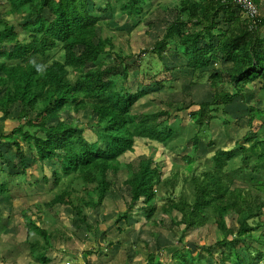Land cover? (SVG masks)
<instances>
[{
	"label": "trees",
	"instance_id": "16d2710c",
	"mask_svg": "<svg viewBox=\"0 0 264 264\" xmlns=\"http://www.w3.org/2000/svg\"><path fill=\"white\" fill-rule=\"evenodd\" d=\"M112 1L114 3L105 5ZM120 1L122 0H51L50 2L28 0L23 3L19 0V5L15 3L13 7L4 9L7 24L9 27L15 25L16 27H11V30L24 39L22 44L19 43V48L15 44L14 47L19 49V54L23 58L33 61L36 65L38 73L35 84L39 89L54 83L65 82L74 92L75 97L72 99L70 109L77 116L83 114V124L75 120L71 124L60 120L59 129L56 128L50 132L47 141L52 146L50 152L64 153L62 172L68 176L71 186L76 188V184L78 185V189L82 192V201L86 202L85 205L90 210L100 206L110 187L106 181L109 172L126 171V179L121 186L128 188V197L115 192L113 198L116 206L112 203L114 221L105 230L92 225L91 223L98 224V222L90 216L88 210L86 213L84 205L77 204L80 206L77 209L80 214L79 219L77 222L72 219V224L67 225L62 234L47 233L40 227L44 230L43 235L34 227L35 232L42 235V239L47 242L56 239L67 248L73 246L80 254L82 264H109L113 261L108 253L110 247L126 243L134 230L138 228L137 226L145 227L138 221H134L130 213L132 207H142L138 214L143 215L148 211V217L160 215L162 217L160 227L166 225L164 230L159 231V227L151 223L149 232L153 234L152 238L165 236L168 232L175 240L173 245L177 248L172 254V259L169 258V253L165 249L166 257H162L161 261L149 258V264H179L180 262L194 264V261L198 260L197 264L202 261L201 246L192 251L182 248L181 245L184 235L188 236L193 229L201 228L206 230L205 236L199 241L202 246L206 245L207 231L211 229L213 231L214 245L205 249L206 255L212 258L213 264H261L264 262V231L259 230L264 227V177L259 175L264 172V147L262 145V149H259L260 141L256 138L263 123H260L259 127H256V124L262 120L264 110L260 111L253 107L256 121L236 120L232 124L225 118L230 116L224 109L225 105L239 96L241 102L247 100L241 92L232 95L217 89L212 101H204L201 106L189 103L183 107L181 103L189 97L180 100L176 104L178 110L171 112L173 115L168 114V103L166 107H163L159 99L155 103L154 110L134 111L135 101L144 92L119 89L117 84L101 81L96 71L86 72L83 67L86 63L100 60L101 69L110 72L103 65L111 67L123 63L125 55L116 50L117 46L122 45V41L117 44L110 43L111 50L103 49L99 58L101 53L99 37L103 32H117L107 27L105 23L115 16V13L111 11L112 9L118 11ZM186 4L181 3L178 9L179 13L184 14L182 17L191 16ZM100 5L105 6L99 7ZM133 6H125L126 13L119 14V17L122 18L134 12ZM207 6L213 13L220 12L219 3L216 0H207ZM139 10L144 13L143 9ZM231 15L232 13L227 20L232 21ZM32 18L37 20L45 18L54 30L55 38L49 41L38 37L29 39L31 35L26 31L25 22ZM68 25L73 28L67 29ZM198 25L182 22L180 18L166 21L164 36L157 42L155 50L158 54L165 49L173 50L177 56L183 52L186 56L183 65L191 69L196 66L197 60L207 59L210 66L215 62L226 64L232 73L227 80L234 86L242 82L253 83L264 79V53L256 51L259 40L262 41L261 45L264 48V37H260L257 31L264 27V21L236 20L229 26L227 23L223 41L240 54L237 58L235 55L231 56L222 51L205 54L204 47L207 46L209 50L211 47L204 40L201 29L188 28V26L197 27ZM129 31H134V34L127 38L137 39L144 45L147 44V39L141 37L147 33L135 27ZM123 32H117L120 33L121 38H125ZM219 39L220 37L217 38ZM51 41H59L66 47L68 53L66 60L58 54H54L56 57L50 56L53 55L51 53L47 55L48 52H52V49L46 45ZM21 47L22 50H20ZM92 51L94 54H90ZM200 54L203 55L202 58ZM106 56H110L112 60L110 64L104 62ZM41 57H45L44 63L39 62ZM171 69L168 68V80L171 82H164L167 84L157 86L151 77L145 75V85L156 91L169 92L170 89L179 85ZM211 69L215 71L214 77L220 70L215 67ZM41 71L43 73H40ZM0 72L5 76L4 87L6 88L1 99L12 105L19 93V103L25 105L31 91L27 77L15 59L9 53H5L2 46H0ZM123 72L124 69L121 74ZM181 86L184 90L194 86L193 77L189 76L187 82ZM181 106L183 108L180 113L183 115L178 112ZM185 118H187V125L182 123ZM176 119L180 123V128H174L172 124L167 123ZM211 120L217 122L221 120V126L232 124L240 127L241 130L245 128L247 132L242 136V142L219 146L218 138L211 137L209 134ZM83 126L96 130L95 142L85 139ZM185 128L186 131H184ZM249 133H252L251 138L248 136ZM181 135L187 138L185 145L192 150V153L190 151L175 155L169 148L172 140H177ZM137 137L146 139L144 143L151 148L155 143L161 146L159 155L170 166L168 177H162L166 171V163L159 164L153 159L155 157L150 156L136 165L121 159L126 152H135ZM44 141L45 139L37 146V152ZM200 148L204 153L203 160H196L194 154ZM254 161L257 162L254 163ZM193 162L200 164L202 169L192 167ZM97 176L101 177L98 184L94 187L89 186L87 180L92 182ZM179 181L189 186V193L181 192L176 199L168 197L162 206L159 209L155 207L154 211L151 207L148 208L147 204L152 199L161 201L165 193L171 194ZM248 186L257 190L259 195L253 194ZM146 208L148 210H144ZM102 211L106 212L107 207L102 206ZM24 215L28 214L24 213ZM165 219L169 220L168 224H164ZM33 224L36 225L34 222ZM70 226L73 228L70 229ZM67 232L70 235H67ZM251 242H255V245ZM46 250L31 251V263L36 260L48 263L50 258L45 256ZM57 252L60 261L68 258L66 248ZM185 253H188L189 257L184 256Z\"/></svg>",
	"mask_w": 264,
	"mask_h": 264
},
{
	"label": "rangeland",
	"instance_id": "374dc122",
	"mask_svg": "<svg viewBox=\"0 0 264 264\" xmlns=\"http://www.w3.org/2000/svg\"><path fill=\"white\" fill-rule=\"evenodd\" d=\"M148 1L149 0H122L119 3L118 11H116V9H112L111 12L115 13V16L111 18L107 23H105V25L117 32L124 31L123 36L125 38H121L120 33L117 32H103L102 35L99 37L100 41L104 42V46L101 47V53H99V58L102 55L103 49L105 51L111 50V47L109 46L110 43L117 44L120 41H122V45L117 46L116 50L119 53L124 54L125 57L123 59L122 64L113 65L111 67L104 65L106 69H109L110 72L113 73L110 75H104V79L112 80L113 84H117L119 89L123 88L131 92H144L143 95H141L135 101L133 105L134 111L139 110L149 112L151 110H154L153 108L155 106V103H157L158 99L164 104H160L163 107H166L168 103L167 110L169 111V115H173L171 112H175L178 110L176 108V104L180 100L185 99L186 97L189 98H187L186 100H184L183 103H181L184 105L183 107L187 106L189 103H193L195 106H201L202 102L210 100L211 95L217 90L215 87L210 88V86L207 84L209 80L206 77L204 78V76L208 75V70L206 69V67L204 68V65L202 63L201 65H203V68L195 69V73L193 75L194 86L184 90L181 85L187 82L189 75L188 72L184 70V67L180 63V61H178L177 55L173 50H169L168 52L164 51L160 55H153L152 57L145 59L146 55L142 53V50L144 48L142 47L143 44L138 41L133 42V40L131 41V39L127 38L133 36L134 31L129 30H131L133 26H135L136 21L129 19L127 17V14L120 18L119 14L126 13L125 6L127 5L143 6L144 4L148 3ZM201 2L202 0H151V5L148 9V15L142 20V24L151 30V35L147 37L146 42L149 44L154 41L155 47H157V42L160 40L164 33L163 31L164 27L166 26V21H173L175 19L180 18L182 22H189L193 23L194 25L200 23L202 24V35L204 37V40L211 47L210 50L207 46L204 47L205 54L210 55L213 51L215 53L222 51L224 53L230 54L231 56L235 55L236 58L239 57L240 54L236 51H233L230 45L227 42L223 41L224 32L222 26L225 20L229 18L234 5L232 3H227L224 6L220 7L219 10L221 11V14H219L217 17H213L211 20L212 22L210 24V22H205H208L209 19L215 15V13H210V10L208 9L197 8L196 4H200ZM181 3H187L186 5L188 6V10L191 13L190 17H182L184 14L178 12ZM199 16L200 18H202L203 21L197 20L193 22V20L195 18H198ZM237 16L243 17V15ZM32 20H34V18H32ZM11 27L16 26L13 25ZM188 28L197 29L199 27L188 26ZM257 31L260 37H264V27L259 28ZM141 37L146 38L145 35H141ZM219 37L220 39L217 40V38ZM261 42L262 41L259 40V45L256 51L264 53V48L262 47ZM202 57L203 55L200 54V58ZM111 61L112 60L110 56H106V58L104 59V62L107 64H110ZM166 68H172L170 71L172 72L174 78L179 81V85L177 87L170 89L168 92L167 90L156 91L145 85V75L151 77L157 86L167 84L164 82H171L168 80V72L166 71ZM123 69L124 72L121 74V71ZM223 75L225 78L230 77L232 75L231 70H225L223 72ZM216 86L221 91L229 92L232 95L241 92L245 96L249 104L255 105L260 109V111L264 110V79H259L253 83L242 82L237 86H234L232 83L230 85L226 83H217ZM58 102L62 104L64 108L70 107L71 105L69 97L63 96L58 100ZM243 103L241 102L239 96L237 98H234L232 102L226 107V110L230 115L225 117L228 122L233 124V122H235L236 120L240 122L243 121L242 115L246 110V106ZM183 107L181 106L179 108V113ZM53 114L57 116V119L62 121L64 120V117L66 119V122H68V120L72 121L73 119L71 115L59 114V111ZM72 114L74 113L72 112ZM180 114L183 115L182 113ZM79 115L83 114L81 113ZM186 119L187 118H185L184 122H182L185 125H187ZM167 123L172 124L174 128H180V123L177 119L171 120V122L169 121ZM260 123H263V125L260 126L258 134H256V138L260 141L259 149H262V145L264 147V115L262 117V120H260L256 124V127H259ZM221 124V120H219L218 122L215 120L210 121L211 131L209 134L211 137L218 138L217 144L219 146L224 147L230 144L233 145L235 142H242V136L247 132L245 128L242 127L243 130H241L240 127L236 125L230 124L226 126H221ZM84 128L85 139L89 142H95L96 130L89 126H84ZM184 131H186V128L184 129ZM248 136L251 138L252 133H249ZM145 141L146 139L143 140L140 137H137L135 139V152H126L121 159L127 162L130 161L132 164L136 165L141 161L147 160L151 156L152 158L155 157L153 159H155L159 164H163L165 161L159 155L161 146L155 143L153 144V148H151L147 143H144ZM186 143L187 138L185 137V135H181L179 138H177V140H172L171 144L169 145V148L172 150V152L175 153V155L185 154L190 151L192 153V150L185 145ZM203 155V150L202 148H200L194 154V158L196 160H203ZM256 162L257 161H254V163ZM165 167L166 171L162 176L163 178L169 176L170 166H168V164L166 163ZM192 167H195L198 170L202 169V166L197 162H193ZM259 177H264V172H262ZM100 178L101 177L97 176L92 182L87 180V178L85 179L87 180L89 186L94 187L96 184H98ZM125 179L126 171L115 170L109 172L106 181L108 182L110 187L107 191L106 197H104V200L100 204V206L96 208H92L90 206L93 209L90 210L84 202L81 203L82 205H84L86 213L88 210L90 216L98 222V224H94L95 222L91 223L92 225L98 226L101 230H105L109 226V224L113 223L114 214H112V212L114 211V206L112 203H114L116 206L115 200L113 198L115 192L118 195L123 194L128 197V188L121 186V183ZM76 188L78 189L77 184ZM248 188H250L253 194L259 195L257 190L252 189L250 186H248ZM181 192L189 193L190 189L187 184H183L181 181H179L178 184L173 188L171 194L168 195L167 193H165V196L161 201H154L152 199L150 203L147 204V206L148 208L151 207L153 211L156 208L159 209L168 197H174V199H176ZM23 195V190L19 191V196ZM102 206L107 207V211L104 213L102 211ZM79 207L80 206H77V204L75 203L74 209H64L61 213H57L56 211L57 217H51L49 213H45L49 209V206H42L41 210L43 214L37 213L34 209H32V217L26 215V218H24V224H21L22 218L19 213H16L14 216L15 229H12L9 226V222H6L4 224V220L0 219V264H30V252L37 251L38 249H47L45 256L50 258V260L48 261V263H43L39 260H36L35 262L33 261V264H82L81 256L74 249L73 246L67 248L64 245H61L56 239H51L50 242H47L46 240L42 239L44 230L40 229L37 225H34L30 221L33 220L35 224L36 222L41 223L47 233L62 234L63 229L67 225L72 224V219L74 220V222L78 221L80 214L77 209ZM0 209H3L4 211L8 209L6 205L2 204L1 200ZM24 213L28 214L27 208L24 209ZM134 217L135 219H137L136 216ZM159 218L162 217H160V215L154 217L153 215H151V217H147V221L156 224L160 229L159 231H162L166 228V225L160 227L162 223H160ZM104 220L105 225L103 227ZM168 221L169 220L165 219L164 224H168ZM34 227L39 229L42 235L36 233ZM137 227L138 228L134 230L131 237L126 243L122 244L121 246L115 244L110 250H108V253L110 255L109 257L113 258V261L109 264H149V262H147L149 258L157 259L165 255L164 248L160 246H153L147 243L150 242L153 237V234L149 232V228L151 227V225L145 224V227ZM69 228L72 229L73 227L70 226ZM16 230L19 231L14 234ZM259 231H264V227H262ZM66 234L70 235L69 232H67ZM205 234V228H201L198 230L193 229L185 239L186 241H189L188 249L195 250V248L200 244V239L204 237ZM212 234V229L207 231L208 238L205 239L206 245L200 247V249H202L200 257L202 256L203 260L198 262L197 264H213L212 258L209 255H206L205 252V249H207L208 246L214 245ZM90 236H92L91 233ZM170 241L173 244L175 243V240L173 238L166 239V242L168 244ZM251 244L255 245V242H251ZM65 248L66 253L68 254V258L60 261L58 258L57 251H60ZM176 250L177 248H173V252H175ZM185 255L189 257L188 253H185L184 256ZM197 261L198 260H195L194 264H196ZM179 264H182V262H180ZM261 264H264V262H262Z\"/></svg>",
	"mask_w": 264,
	"mask_h": 264
},
{
	"label": "crops",
	"instance_id": "0c3cea01",
	"mask_svg": "<svg viewBox=\"0 0 264 264\" xmlns=\"http://www.w3.org/2000/svg\"><path fill=\"white\" fill-rule=\"evenodd\" d=\"M5 8V0H0V46L6 54L9 53L15 59L23 74L27 77L31 88L25 105L19 103V93L16 95L15 102L9 105L1 99L6 88L4 87L5 76L0 72V200L2 204L8 207L6 211L0 209V219L4 220V224L9 222V226L15 229V214L19 213L21 216V224H24V218H26L24 209L27 207L19 196L21 190L29 189L47 197L50 205L45 213H49L51 217H57V213L63 212L64 209H74L75 203L81 204L84 201H82V192L79 190V193L77 188L71 186L68 176L62 172L64 153L55 154L50 152L52 146L47 141L49 133L55 130V124L49 118L47 108L66 83L58 82L39 89L35 84L36 75H26L27 70L35 68L36 65L33 61L23 58L11 43L8 36L7 18L4 14ZM150 35L151 32L147 33L145 39ZM46 45L52 49V52H48L47 55L49 53L58 54L66 60L68 56L67 49L59 41H51ZM15 52L17 54H14ZM44 58L41 57L39 62L44 63ZM32 72L28 70V73ZM29 104H33V106L27 107ZM53 105L54 103L51 106ZM22 123L24 127L20 128L19 125ZM44 139V143L37 152V146ZM39 213L43 214L42 212ZM28 216L32 217L31 213H28ZM30 221L33 223V220ZM36 225L44 229L41 223L36 222ZM18 231L16 230L14 234ZM186 237L187 235H184L181 240L182 248L185 249L188 248L189 244V241L185 240ZM168 238L172 237L166 232L165 236L154 237L147 243L160 246L164 248V251L167 249L169 258L172 259V254L176 251L173 252L175 246L171 241L169 244L166 242ZM200 246L202 245L199 244L197 247ZM162 257L157 258L158 261H161ZM29 263L33 264L31 261Z\"/></svg>",
	"mask_w": 264,
	"mask_h": 264
},
{
	"label": "clouds",
	"instance_id": "9594fccd",
	"mask_svg": "<svg viewBox=\"0 0 264 264\" xmlns=\"http://www.w3.org/2000/svg\"><path fill=\"white\" fill-rule=\"evenodd\" d=\"M22 1H23V3H25L28 0H22ZM45 1L50 2L51 0H45ZM216 1L219 3L218 10L220 9V7L224 6L227 3H232L234 5L233 10L231 12L232 13V15H231L232 21L226 20L223 23V26H222L223 32L227 30L226 29L227 23L229 26L232 24V22L234 23L236 20H240L241 22H252L253 20H258L259 22L264 21V17H263V15H264V0H216ZM15 3H18V5H19V0H5L6 8L13 7V5ZM39 5H38V7H39ZM150 5H151V0H149L148 3L144 4L143 6L134 5L133 10H132L134 12H131V14L127 15V17L129 19L136 21V24L133 27L141 29L142 31H145L147 33L151 32V30L142 24V20H143V18H145L148 15V12H149L148 9H149ZM196 6H197V8L208 9L207 0H202V2L200 4H196ZM38 7L36 8V10L38 9ZM139 9H143L144 13H141ZM210 13H213V12L210 11ZM219 14H221V11L219 13H217L215 11V15L212 16L209 19V21L205 22V23H209V22L211 23L212 18L215 16H218ZM236 14L237 15H243V17H238ZM194 20H196V21L202 20V18H200V16H199L198 18H195ZM187 25H188V23L186 24V26ZM201 25H202L201 23L198 25V27L200 29H201ZM25 28H26V31L29 35H31V36L38 35L37 37L41 40L49 41V40L55 38V32L52 29V27L50 26L49 22L45 18H41L38 20L37 19L28 20L25 22ZM8 29H9L8 36L11 40V43L13 44V46L15 44L19 48V43L22 44L24 39L20 38L14 31H12L11 30L12 28L9 27V24H8ZM163 32H165V27H164ZM163 36H164V33H163L162 37L160 38V40L163 38ZM132 40H133V42L138 41L137 39H131V41ZM138 42H140V41H138ZM140 43H142L143 44L142 47H144L143 53L146 55L145 59H148L149 57H152L153 55H160L164 51H167V52L169 51V49H165L160 54H158L157 50H155V42L154 41L152 43H149V44L147 43L145 45L143 42H140ZM135 45H137V44H135ZM102 46H104L103 41H101V47ZM22 49L23 48L21 47L20 50H22ZM18 51H19V49H18ZM90 54H94V51L90 52ZM177 59L183 65V62L186 60V56L183 54V52H180L179 56H177ZM196 63H197L196 66H194L192 69L189 67H185L183 65L184 70L188 72L189 76L193 77V75L195 73V69H200L201 66L204 65V66H206V69L208 70V75L204 76V78L205 77L208 78L209 82L207 84L210 86V88L215 87L216 89H218V87L216 86L217 83H226L229 85L231 84L227 80V77L225 78L223 75V72L228 69L226 64H222L221 62H219V63L215 62L210 66L209 60H203V61L197 60ZM201 63L203 65H201ZM83 67H84V70L86 72H89L90 70L96 71V75H99L101 81L113 83L112 80H105L104 79V75H110L113 73L107 72V71L101 69L100 60H99V62L94 61V62L86 63L85 66L83 65ZM103 67H104V65H103ZM211 67H215V68L220 69L218 72H216L215 77L213 76L215 71L213 69H211ZM166 71L168 72V68H166ZM218 90H220V89H218ZM213 94L211 95V98L208 101H212ZM63 96L70 98V104L72 102V99L75 97L74 92L71 90L70 86L67 84H65L58 91V93L55 95V97L53 99V102L47 108V114L49 111V118L54 122L55 129L58 128V125L60 124V120L57 119V116L54 115L53 113L58 112V111H59V114H62V115L63 114L71 115L73 117L72 121L75 120V121L83 124L82 123L83 116L82 115L77 116L76 114H72L71 109H70L71 105H70V107L64 108L62 106V104H60L58 102V100L60 98H62ZM232 100L229 101V103L225 105V107H224L225 110H226V107L232 102ZM53 103H54V105L51 106ZM243 104L246 106V110L242 115V118H243L242 122L256 121L257 118H256V115L253 111V107H256V106L253 104H249L247 101L244 102ZM256 108L259 109L258 107H256ZM74 117H76V118H74ZM63 119H64L63 121L66 122V119L64 117H63ZM72 121L68 120V122H66V123L71 124ZM96 139H97V133H96ZM23 193H24V195L20 196V198L24 201V203L28 209V213H31L32 209H34L37 213L42 212V210H41L42 206L47 207L50 205L49 199L47 197L39 194V193H35L33 191H28L26 189L23 190ZM141 209H142V207H135V208L132 207L131 208L130 213H131L133 220L138 221V223H140L142 226H145V224L151 225V222L147 221L148 214L147 215L138 214ZM134 216H136L137 219H135ZM141 216H144L143 217L144 220H142ZM103 224H105V220H104Z\"/></svg>",
	"mask_w": 264,
	"mask_h": 264
},
{
	"label": "bare ground",
	"instance_id": "6f19581e",
	"mask_svg": "<svg viewBox=\"0 0 264 264\" xmlns=\"http://www.w3.org/2000/svg\"><path fill=\"white\" fill-rule=\"evenodd\" d=\"M112 3H114V1H112L111 3H107V4H105V5H110V4H112ZM105 5H100L99 7H103V6H105ZM66 28L67 29H71V28H73V26H66ZM38 35H35V36H31L29 39H32V38H35V37H37ZM52 37V36H51ZM14 54H17V52H15ZM30 55H31V53H30ZM50 56H52V57H56V56H54V55H50ZM28 70H31V71H33L32 73H28ZM27 70V72H26V75H36L37 73H38V71L36 70V67L34 68H31V69H28ZM40 73H43V71H41ZM33 106V104H29V105H27V107H32ZM19 127L20 128H23L24 127V124L22 123L21 125H19ZM144 210H148V209H144ZM146 214H148V211H147V213ZM146 214H144V215H146ZM142 217V220H144L143 219V217L144 216H141ZM159 219H161V218H159Z\"/></svg>",
	"mask_w": 264,
	"mask_h": 264
}]
</instances>
